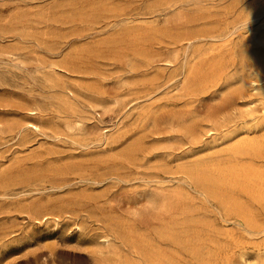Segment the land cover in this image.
Returning a JSON list of instances; mask_svg holds the SVG:
<instances>
[{"label": "rangeland", "instance_id": "rangeland-1", "mask_svg": "<svg viewBox=\"0 0 264 264\" xmlns=\"http://www.w3.org/2000/svg\"><path fill=\"white\" fill-rule=\"evenodd\" d=\"M263 16L0 0V264H264Z\"/></svg>", "mask_w": 264, "mask_h": 264}, {"label": "bare ground", "instance_id": "bare-ground-1", "mask_svg": "<svg viewBox=\"0 0 264 264\" xmlns=\"http://www.w3.org/2000/svg\"><path fill=\"white\" fill-rule=\"evenodd\" d=\"M264 17V16H263ZM255 21V20H254ZM245 26V25H244ZM247 26V25H246ZM235 31V30H234ZM198 39V38H197ZM225 39V38H224ZM191 41V40H190ZM189 41V42H190ZM191 47V46H190ZM192 52V51H191ZM244 58V57H243ZM249 58V57H248ZM263 58V57H262ZM245 59V58H244ZM91 60V59H90ZM243 60V59H242ZM255 60V59H254ZM259 61V60H258ZM86 62V61H85ZM222 62V61H221ZM226 62V61H225ZM232 62V61H231ZM228 63V62H227ZM74 64V63H73ZM223 65V64H222ZM221 67V66H220ZM49 68V67H48ZM195 68V67H194ZM71 69H73L72 67H71ZM70 69V70H71ZM89 69H91L90 67H89ZM100 69V68H99ZM94 70V69H93ZM190 70H191V68H190ZM33 71V70H32ZM76 71H78V69L76 70ZM99 71V70H98ZM188 72H189V70H187ZM217 71V70H216ZM16 72V71H15ZM187 72V73H188ZM222 73V72H221ZM251 74H254V73H251ZM68 75V74H67ZM188 75V74H187ZM256 76V75H255ZM8 77V76H7ZM198 77V76H197ZM201 77V76H200ZM187 78V77H186ZM185 79V78H184ZM202 79V78H201ZM182 83H184V81L182 82ZM197 83H198V81H197ZM186 84V83H185ZM254 84V83H253ZM255 85V84H254ZM71 95V94H70ZM150 95V94H149ZM17 98V97H16ZM2 99V98H1ZM5 99V98H4ZM3 99V100H4ZM8 99V98H7ZM148 99V98H147ZM20 102H22V101H20ZM9 103V102H8ZM25 103H27V102H25ZM89 111V110H88ZM91 111V110H90ZM22 126V125H21ZM31 127H33V128H36V126L35 125H30ZM22 128V127H21ZM25 128H27V127H25ZM23 129H21L20 131H22ZM19 131V132H20ZM122 135H123V133H122ZM86 137V136H85ZM16 139V138H15ZM75 140V139H74ZM244 141V140H243ZM240 142H242V141H240ZM249 141H247V143H248ZM252 142V141H251ZM264 142V141H263ZM246 143V144H247ZM73 144V143H72ZM250 144V143H249ZM96 145H98V144H96ZM237 145L238 146H240V144H239V142L237 143ZM242 145H243V142H242ZM259 145V144H258ZM100 146V145H99ZM98 146V147H99ZM245 146V145H244ZM89 147V146H88ZM243 147V146H242ZM85 148V147H84ZM247 148V147H246ZM258 148V147H257ZM138 149V148H137ZM234 149H236V146H235V148ZM239 149V148H238ZM80 150H82V149H80ZM84 150V149H83ZM233 150V149H232ZM49 151V150H48ZM87 151V150H86ZM140 152V151H139ZM236 152V151H235ZM230 153V152H229ZM252 153V152H251ZM235 154V153H234ZM254 154V153H253ZM225 158V157H224ZM217 162H219V161H217ZM220 163V162H219ZM213 164V163H212ZM238 164V163H237ZM194 165V164H193ZM235 165V164H234ZM202 166V165H201ZM238 166H240L239 164H238ZM242 166V165H241ZM204 167H205V165H204ZM229 167V166H228ZM232 167V166H231ZM237 167V166H236ZM246 167V166H245ZM244 167V168H245ZM55 168V167H54ZM190 168V167H189ZM210 168V167H209ZM208 168V169H209ZM215 168V167H214ZM233 168V167H232ZM240 168V167H239ZM193 169V168H192ZM225 169V168H224ZM231 169V168H230ZM235 169V168H234ZM188 170V169H187ZM190 170V169H189ZM196 170V169H195ZM240 170H241V168H240ZM207 171V170H206ZM226 171H227V169H226ZM239 171V170H238ZM242 171V170H241ZM250 171V170H249ZM248 171V172H249ZM188 172V171H187ZM209 172V171H208ZM213 172V171H212ZM220 172V171H219ZM230 172V171H229ZM246 172H247V170H246ZM251 172V171H250ZM194 173H195V171H194ZM199 173V172H198ZM204 173V172H203ZM235 174V173H234ZM243 174V173H242ZM241 174V175H242ZM43 175H44V173H43ZM208 175V174H207ZM235 176V175H234ZM240 176V175H239ZM206 177V176H205ZM253 177V176H252ZM197 178V177H196ZM208 178H210V177H208ZM243 178H244V176H243ZM242 178V179H243ZM246 178V177H245ZM256 179V178H255ZM80 180V179H79ZM117 180V179H116ZM206 180H207V178H206ZM219 180V179H218ZM233 180H234V177H233ZM232 180V181H233ZM200 181V180H199ZM204 181V180H203ZM230 181V180H229ZM235 181V180H234ZM257 181V180H256ZM262 181V180H261ZM216 182V181H215ZM226 182V181H225ZM53 183V182H52ZM83 183V182H82ZM227 183V182H226ZM228 183H230V182H228ZM79 184V183H78ZM202 184V183H201ZM203 184H204V182H203ZM224 184V183H223ZM55 185V184H54ZM91 185V184H90ZM212 185V184H211ZM99 186V185H98ZM222 186V185H221ZM232 186V185H231ZM235 186H237V185H235ZM246 186V185H245ZM254 186V185H253ZM234 187V186H233ZM242 187V186H241ZM218 189V188H217ZM245 189H247V188H245ZM262 189V188H261ZM35 190H38V189H35ZM213 190V189H212ZM216 190V189H215ZM221 190V189H220ZM53 191V190H52ZM242 191V190H241ZM246 191V190H245ZM248 191V190H247ZM251 192V191H250ZM264 192V191H263ZM47 193V192H46ZM49 193H52V192H49ZM245 193V192H244ZM247 193V192H246ZM254 193V192H253ZM252 193V194H253ZM224 194V193H223ZM248 194V193H247ZM251 194V193H250ZM258 194V193H257ZM213 195V194H212ZM225 195V194H224ZM5 196H7L6 194H2V195H0V197H5ZM223 196V195H222ZM15 197V196H14ZM213 198H215V196H212ZM226 196H224V198H225ZM1 199V198H0ZM10 199H13V198H10ZM257 199H259V198H257ZM214 200V199H213ZM224 200V199H223ZM220 201H222V200H220ZM235 202V201H234ZM223 204V203H222ZM232 204V203H231ZM230 204V205H231ZM236 205V204H235ZM224 206V208H225V205H223ZM21 207V206H20ZM97 207V206H96ZM220 207V206H219ZM230 207V206H229ZM234 207V206H233ZM235 208H237L236 206H235ZM231 209V208H230ZM239 209V208H238ZM244 209V208H243ZM221 210V209H220ZM231 211V210H230ZM95 212H97L96 210H95ZM240 212V211H239ZM233 214H234V212H233ZM248 214V213H247ZM235 215H236V213H235ZM245 215V214H244ZM252 217V216H251ZM250 217V218H251ZM26 219V218H25ZM246 219H248V218H246ZM56 220V219H55ZM246 221V220H245ZM241 222V221H240ZM243 223V222H242ZM242 226V225H241ZM243 228V227H242ZM230 238V237H229ZM228 239V238H227ZM231 241V240H230ZM237 243V242H236ZM264 261V260H263Z\"/></svg>", "mask_w": 264, "mask_h": 264}]
</instances>
